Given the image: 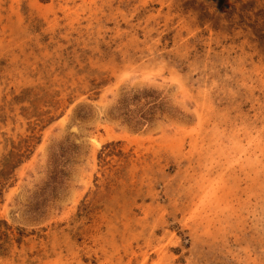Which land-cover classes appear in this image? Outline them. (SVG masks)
Listing matches in <instances>:
<instances>
[{"label": "rangeland", "instance_id": "obj_1", "mask_svg": "<svg viewBox=\"0 0 264 264\" xmlns=\"http://www.w3.org/2000/svg\"><path fill=\"white\" fill-rule=\"evenodd\" d=\"M253 1L0 0V264H264Z\"/></svg>", "mask_w": 264, "mask_h": 264}, {"label": "trees", "instance_id": "obj_2", "mask_svg": "<svg viewBox=\"0 0 264 264\" xmlns=\"http://www.w3.org/2000/svg\"><path fill=\"white\" fill-rule=\"evenodd\" d=\"M256 3V1H253L249 6L250 7H243L239 10L241 21H244L245 19H251L252 15L250 13L254 12L253 6ZM236 12V9L230 10L229 14L227 15V18L229 20H233V14ZM255 14V20L258 22V19H260L264 15V9H260L258 12H254Z\"/></svg>", "mask_w": 264, "mask_h": 264}]
</instances>
